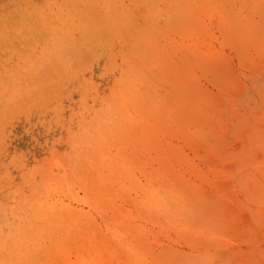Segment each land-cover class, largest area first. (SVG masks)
Wrapping results in <instances>:
<instances>
[{
    "label": "rangeland",
    "instance_id": "rangeland-1",
    "mask_svg": "<svg viewBox=\"0 0 264 264\" xmlns=\"http://www.w3.org/2000/svg\"><path fill=\"white\" fill-rule=\"evenodd\" d=\"M0 264H264V0H0Z\"/></svg>",
    "mask_w": 264,
    "mask_h": 264
}]
</instances>
